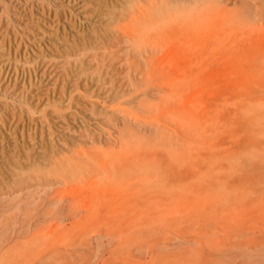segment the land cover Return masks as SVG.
<instances>
[{
	"label": "rangeland",
	"instance_id": "rangeland-1",
	"mask_svg": "<svg viewBox=\"0 0 264 264\" xmlns=\"http://www.w3.org/2000/svg\"><path fill=\"white\" fill-rule=\"evenodd\" d=\"M0 264H264V0H0Z\"/></svg>",
	"mask_w": 264,
	"mask_h": 264
},
{
	"label": "bare ground",
	"instance_id": "bare-ground-1",
	"mask_svg": "<svg viewBox=\"0 0 264 264\" xmlns=\"http://www.w3.org/2000/svg\"><path fill=\"white\" fill-rule=\"evenodd\" d=\"M12 110V109H11ZM14 110V109H13ZM9 113V112H8Z\"/></svg>",
	"mask_w": 264,
	"mask_h": 264
}]
</instances>
